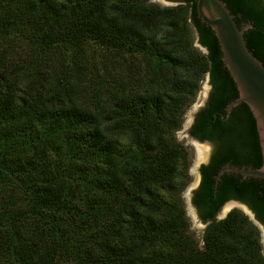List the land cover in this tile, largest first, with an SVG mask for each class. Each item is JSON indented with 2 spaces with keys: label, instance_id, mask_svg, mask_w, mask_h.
<instances>
[{
  "label": "trees",
  "instance_id": "16d2710c",
  "mask_svg": "<svg viewBox=\"0 0 264 264\" xmlns=\"http://www.w3.org/2000/svg\"><path fill=\"white\" fill-rule=\"evenodd\" d=\"M171 1L0 0V264H264L243 212L214 219L234 197L264 225V181L223 173L212 193L225 160L260 166L254 118L241 103L225 119L237 90L217 39L196 0ZM222 1L264 65V1ZM206 73L190 134L217 148L194 197L211 221L199 242L175 132Z\"/></svg>",
  "mask_w": 264,
  "mask_h": 264
},
{
  "label": "water",
  "instance_id": "95a60500",
  "mask_svg": "<svg viewBox=\"0 0 264 264\" xmlns=\"http://www.w3.org/2000/svg\"><path fill=\"white\" fill-rule=\"evenodd\" d=\"M168 1L171 6L180 3L179 1ZM195 8L197 16L213 31L219 44L221 60L237 90V97L229 101L224 107L225 118H228L233 108L239 104L244 103L248 106L255 121L262 159L260 166L256 168L227 164L218 171L215 180L219 179L223 173L233 172L243 177H254L264 181V65L248 49L244 39V31L252 28V25L246 23L238 26L234 20V15L222 0H196ZM198 45L203 49V52H206L205 47L199 43ZM206 75L211 88L209 73H206ZM191 120L192 118H189L188 123ZM195 141L199 142L200 140L195 139ZM200 160L207 163L209 158L206 154L203 159L200 157ZM236 203L235 201L225 203L224 210L220 216L217 214L216 220L224 218L228 210ZM239 204L238 208L242 209L243 213L260 230L264 242V226L255 218L248 207L242 203Z\"/></svg>",
  "mask_w": 264,
  "mask_h": 264
},
{
  "label": "rangeland",
  "instance_id": "374dc122",
  "mask_svg": "<svg viewBox=\"0 0 264 264\" xmlns=\"http://www.w3.org/2000/svg\"><path fill=\"white\" fill-rule=\"evenodd\" d=\"M149 2L158 4L159 6H171L168 0H149ZM192 40L194 46L198 47L201 51H203V49L198 45V36L196 32H193ZM96 55L98 56L99 54H95V57L97 58ZM106 62L108 66L112 64L109 61ZM209 91L210 87L207 82V75L205 74L200 82V87L193 102H191V104L183 112L181 127L175 132V137L177 141L181 142L188 150V181L182 187L180 191V197L182 199L185 216L188 220L189 231L195 236V238L199 242H202L201 239L203 232L209 222L202 220L199 214V209L193 203L192 193L197 188L200 179L199 166L201 165V163H206L202 162V160H200V157L207 154V157L209 158L212 152V143H210L209 141H195V139H193L189 135L190 123H188V120L189 118H193L194 114L202 108V105L207 99ZM224 207L225 205L222 206L220 211L218 212L219 216L224 210ZM260 242L261 248L264 251L263 236L261 233Z\"/></svg>",
  "mask_w": 264,
  "mask_h": 264
},
{
  "label": "flooded vegetation",
  "instance_id": "af4514ba",
  "mask_svg": "<svg viewBox=\"0 0 264 264\" xmlns=\"http://www.w3.org/2000/svg\"><path fill=\"white\" fill-rule=\"evenodd\" d=\"M211 88H212V86H211ZM211 88H210V91H211ZM210 91H209V93H210ZM208 97H209V94H208V96H207V99H206V101H205V104L203 105V107L202 108H204L205 106H206V103H207V101H208ZM201 108V109H202ZM200 109V110H201ZM199 110V111H200ZM198 111V112H199ZM198 112H196L195 114H194V116H193V118H192V120H191V122H190V128H189V135L191 136V137H193L194 139H198V140H200V141H209L210 143H212V152H211V154H210V156H209V160H208V162L207 163H201V165L199 166V174H200V179H199V182H198V185H197V188L193 191V193H192V200H193V203H194V197H195V194H196V192L197 191H201V189H202V173H201V170H200V168H201V166L202 165H204V164H208L209 162H210V160H211V158H212V156H213V154H214V152L216 151V148H217V144H216V142H214L213 140H210V139H199L198 137H195V136H192L191 134H190V130H191V128L193 127V125H194V123H195V121H196V117H197V114H198ZM224 119V118H223ZM226 119V118H225ZM205 152V151H204ZM239 158V156H236V158ZM241 161L240 162H233V158H230V159H227V160H225L219 167H218V171L221 169V168H223L225 165H231V166H238V167H252V164L251 163H247V162H245V161H243L242 159H240ZM253 168V167H252ZM218 171H217V173H218ZM230 177H231V179H234V180H236V182L238 183L237 184V186H240L241 184L243 185V186H245V184L246 183H248L249 182V177H243L242 175H239V174H235V173H233V172H228L227 173ZM215 176V175H214ZM222 176V175H221ZM221 176L219 177V179H217V180H215V178H214V183H213V197H216L217 196V192H218V186H219V183H220V178H221ZM228 201H235V202H237L230 210H228V212H230L232 209H235V208H237V209H239L241 212H244L242 209H240V208H238V206L240 205L239 203H242V204H244L246 207H248V209L254 214V216H255V218L257 219V217H256V211H255V209H253V207L249 204V203H247V202H245V201H242V200H238L237 198H234V197H230L229 199H227L222 205H221V207L225 204V203H227ZM239 202V203H238ZM196 206V205H195ZM221 207L218 209V211L215 213V215H214V219L216 220V216H217V214H218V212L220 211V209H221ZM228 212H227V214H228ZM199 214H200V212H199ZM226 214V215H227ZM258 220V219H257ZM261 224H262V222L260 221V220H258ZM207 222H211V221H207ZM263 225V224H262ZM264 226V225H263ZM261 243V242H260ZM261 252L263 253V255H264V251L262 250V248H261Z\"/></svg>",
  "mask_w": 264,
  "mask_h": 264
},
{
  "label": "bare ground",
  "instance_id": "6f19581e",
  "mask_svg": "<svg viewBox=\"0 0 264 264\" xmlns=\"http://www.w3.org/2000/svg\"><path fill=\"white\" fill-rule=\"evenodd\" d=\"M202 153V152H201ZM199 156H201V155H199ZM204 156V155H203ZM203 156H201V158L203 159Z\"/></svg>",
  "mask_w": 264,
  "mask_h": 264
}]
</instances>
